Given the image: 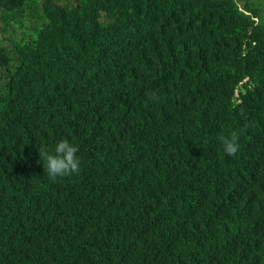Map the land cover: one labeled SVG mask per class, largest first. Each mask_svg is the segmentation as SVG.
<instances>
[{"label": "trees", "instance_id": "trees-1", "mask_svg": "<svg viewBox=\"0 0 264 264\" xmlns=\"http://www.w3.org/2000/svg\"><path fill=\"white\" fill-rule=\"evenodd\" d=\"M38 3L0 0V264H264V0Z\"/></svg>", "mask_w": 264, "mask_h": 264}, {"label": "clouds", "instance_id": "clouds-1", "mask_svg": "<svg viewBox=\"0 0 264 264\" xmlns=\"http://www.w3.org/2000/svg\"><path fill=\"white\" fill-rule=\"evenodd\" d=\"M150 100H158L155 92L149 94ZM222 150L230 157H235L239 151V134L232 131L230 135L218 137ZM38 152L40 162L43 164L44 173L50 181H56L74 174H78L81 168V159L78 156L79 148L67 139H61L53 148L39 145Z\"/></svg>", "mask_w": 264, "mask_h": 264}, {"label": "rangeland", "instance_id": "rangeland-1", "mask_svg": "<svg viewBox=\"0 0 264 264\" xmlns=\"http://www.w3.org/2000/svg\"><path fill=\"white\" fill-rule=\"evenodd\" d=\"M35 3L38 4H33V7H37L38 5L42 4V0H32ZM13 36H16L14 38ZM21 39V32L17 31L14 35H10L9 33L6 32L5 26L3 24H0V48L1 47H6V48H12L14 45Z\"/></svg>", "mask_w": 264, "mask_h": 264}, {"label": "bare ground", "instance_id": "bare-ground-1", "mask_svg": "<svg viewBox=\"0 0 264 264\" xmlns=\"http://www.w3.org/2000/svg\"><path fill=\"white\" fill-rule=\"evenodd\" d=\"M155 186V185H154ZM158 187V186H157Z\"/></svg>", "mask_w": 264, "mask_h": 264}]
</instances>
